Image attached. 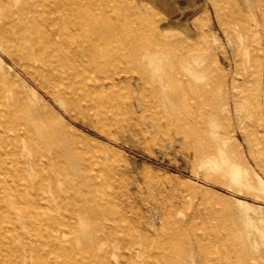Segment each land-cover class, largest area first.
<instances>
[{"label":"bare ground","instance_id":"obj_1","mask_svg":"<svg viewBox=\"0 0 264 264\" xmlns=\"http://www.w3.org/2000/svg\"><path fill=\"white\" fill-rule=\"evenodd\" d=\"M213 10L232 52L198 26L195 14ZM0 47L38 88L14 85L0 62V264H186L150 242L139 184L117 181L126 174L109 147L76 123L108 138L174 127L206 181L264 191L219 129L240 130L264 173V0H0ZM178 202L148 208L171 241L183 236ZM254 224L203 226L205 264H264ZM216 240L223 252L209 247Z\"/></svg>","mask_w":264,"mask_h":264},{"label":"rangeland","instance_id":"obj_2","mask_svg":"<svg viewBox=\"0 0 264 264\" xmlns=\"http://www.w3.org/2000/svg\"><path fill=\"white\" fill-rule=\"evenodd\" d=\"M215 11L213 10L214 16H205L202 11H199L194 17L198 26L206 31L210 41L212 40L220 48L232 52V47L236 46L233 43L230 44L228 35ZM0 62L3 63L7 79L11 80L14 85L38 89L34 79L26 72L22 64L1 47ZM148 113V111L145 112L146 115ZM76 126L90 138L109 147L111 151H109V156L126 174L117 181L139 184L140 189L135 198L142 209V213L139 215L142 218V225L150 227L148 233L150 242L160 246L163 252L172 256L182 253L186 264H205L204 252L208 246L201 245L196 241L197 236L201 233V228L215 225L220 227L223 221L242 222L246 215L255 219V224L248 227L251 241L259 243V247L254 248L255 251L264 250V191L260 192V198H258L259 196L255 197L253 194L240 191L232 185L206 181L204 170L188 159L181 150V136L175 134L174 127H171L168 133L150 131L146 135L139 134L137 136L129 132L117 131L113 132L112 138H108L92 127L81 123H76ZM234 128V126L229 128V133H227L228 130L224 131V128H219L226 134L227 148H231L232 151L236 150L234 148L236 142L240 143L245 163L251 170L261 173L259 175L264 178V173L251 157L247 143L243 142L241 131L238 130V139L233 135ZM172 138H174V142H172ZM171 194L177 202L179 201L178 206L184 212L183 236L174 241L169 238V232L172 229L169 224L161 217H157V229H154L148 215V208L157 207L158 201L163 202ZM184 194L187 195L189 203L181 202L180 197ZM239 199L243 202H240ZM226 206L231 207L233 213L222 214L221 211ZM190 217H194L193 221L189 219ZM233 232V235L241 234L236 230ZM209 247L215 251L223 252L226 243L216 240ZM236 248L243 250L240 244L235 245ZM118 250L120 251V249Z\"/></svg>","mask_w":264,"mask_h":264}]
</instances>
